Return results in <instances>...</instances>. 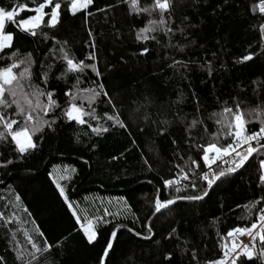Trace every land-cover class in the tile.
Masks as SVG:
<instances>
[{
	"label": "trees",
	"instance_id": "trees-1",
	"mask_svg": "<svg viewBox=\"0 0 264 264\" xmlns=\"http://www.w3.org/2000/svg\"><path fill=\"white\" fill-rule=\"evenodd\" d=\"M60 2V23L49 28L45 17L35 37L6 23V31L14 33V40L13 48L5 49V53L18 49L17 59L31 53L35 61L32 83L53 91V98L66 107L64 93L74 90L76 78L71 73L56 78L63 71L58 59L63 47L77 61L94 63L99 70V76L91 69L80 74L79 87L101 91L97 85H103L108 97L101 94L91 108L84 101L85 110L95 109L96 116L84 117V125L69 122L60 108L47 116L34 113V123L39 119L55 123L51 129L45 125L33 136L37 147L28 153L15 151L11 137L0 141V264H99L117 225L121 227L105 264H206L219 259L222 245L231 244L227 232L250 226L264 206V185L258 179L264 151L254 153L242 168L217 181L202 200H177L159 212L155 211V200L199 194L206 188V182L199 178L208 171L199 146L232 142L223 135L214 138L220 128L215 113L224 107L235 110L239 102L249 121L247 133L260 128L264 116L256 119L248 115L257 106L264 110V40L260 29L264 14L256 7L257 1L173 0L168 24L172 31L150 33L155 39L147 41H138L136 32L150 17L146 13L130 14L123 0H94L87 18L85 12L70 15L69 0ZM16 3L34 6L32 0H0V7L11 8ZM151 3L140 0L142 7ZM31 14L20 12L16 19ZM158 18L153 13L151 19ZM92 42L94 48L89 46ZM144 48L148 51L142 54ZM90 53H94V60L86 59ZM250 53H254L253 59L239 62ZM8 62L0 60V66ZM48 64H52V70L45 84L41 73ZM14 107L7 110L8 114ZM117 113L124 128L107 119V115ZM193 120L198 121L195 126ZM89 124L108 131L93 133ZM224 158L228 163L217 160L212 169L229 167L230 158ZM192 160L200 167L192 165ZM56 166L75 169L67 184L70 201L82 203L88 196L120 198L128 206L129 215L99 224L97 240L91 245L80 229L58 239L62 231L56 232L50 239V251L36 253L37 259L32 261L29 254L33 249L27 237L41 248L46 238L39 235L42 232L28 206L53 195L47 179ZM181 168L188 172L189 180L165 188L163 181L179 179ZM192 182L197 185L195 190ZM258 200L260 203L249 214L245 205L251 207ZM52 201L53 210L58 211V201L53 197ZM260 249L257 237L254 257L246 264H264V257L256 258ZM169 255L171 258L165 259Z\"/></svg>",
	"mask_w": 264,
	"mask_h": 264
},
{
	"label": "snow or ice",
	"instance_id": "snow-or-ice-1",
	"mask_svg": "<svg viewBox=\"0 0 264 264\" xmlns=\"http://www.w3.org/2000/svg\"><path fill=\"white\" fill-rule=\"evenodd\" d=\"M124 3L128 4L129 12L135 13L137 15L141 13H146L150 18L148 19L146 25L140 28L136 32V39L138 41H147L150 39H155V36L150 35V33L156 31H164L168 34L172 29L168 26L171 20V8L173 0H152V3L147 6H140V0H123ZM33 7H29L26 3H16L11 8L0 7V60L7 59L9 62L6 65L0 66V141L7 140L11 137V142L15 144V151L23 155L25 153L34 150L37 145L33 140V136L37 133L43 131L45 125L51 129L52 124L55 120L49 121L45 119H39L37 122L34 113L42 112L44 116L57 108L61 109L62 116L66 118L69 122L75 121L77 124L84 125L87 121L84 117H91L96 119L94 115L95 109L91 111H86L84 108V101L87 100L89 108L95 102V100L103 94V96L108 97V93L103 91V85H97L101 91H97L95 88H80L81 83L80 74H83L86 69H91L97 76L100 75L94 63H85L84 60L77 61L74 57L69 55L63 47L59 49L61 55L58 59L62 62L63 71L61 72L57 79L65 78L69 73L75 75L76 84L74 90H69L64 93L67 97V106L62 107L56 99L53 98L54 92L41 88L38 84L32 83V65L35 61L31 57V53H27L25 58L17 59L19 55V50L11 51L10 54L5 53V49L13 48L14 33L6 31V23H11L19 31L24 32L28 35L35 37L37 35V30L41 28V25L45 23V17H47V27L55 28L60 23L61 7L62 4L60 0H41L38 4L36 0H32ZM94 4V0H69L68 12L70 15L75 16L78 12H85V18L92 13L88 9ZM258 10L261 14H264V0H259ZM50 9V11H46ZM255 11V9H253ZM20 12L32 13L25 18H21L17 21V16ZM153 13L158 14V19H151ZM262 33V40H264V25L260 26ZM45 38H47V35ZM89 31V36H91ZM59 43V42H57ZM66 43V42H65ZM90 47L94 48L95 44L92 42ZM147 48L142 51L146 53ZM254 53L244 55L240 57L239 62H247L253 59ZM86 59L89 61L95 59L94 53H90ZM179 63V62H177ZM19 70V71H17ZM52 70V64H48L46 69H42L41 79L47 84L49 78V72ZM210 74V72H209ZM255 83V82H254ZM41 98H44L43 100ZM80 100V103H77ZM108 103L111 104V98H108ZM14 107V112L8 114L7 110ZM115 107V105H113ZM107 115V114H106ZM249 116L255 115L256 119H260L264 116V110H261L260 106L256 109L249 110ZM216 123L220 126L218 132L213 134L214 138H218L223 135L225 139L231 138L232 142L227 143L224 146H219L216 142L208 143L207 145H200L199 147L203 149V155L201 159L204 166L208 171H203L200 174V179L206 182V188L202 189L199 194L187 195V196H177L173 199H167L161 201L159 197L155 200V211L159 212L162 208H167L170 205L176 203L177 200H190L198 201L204 199L205 196L209 194V190L213 188V185L220 181L221 178L235 173L238 169L242 168L245 163L253 156L254 153L258 151H264V144L261 140H264V120H260L261 126L258 131L247 133V123L249 122L244 118L245 114L240 108L239 102L235 104V110L232 107H224L221 112L215 113ZM17 117L19 119H17ZM107 119L113 121L115 125L124 128L126 125L119 118V114L107 115ZM198 121L193 120L192 126H195ZM14 126H17L14 128ZM92 132L100 134L101 132H107V128L103 127H92ZM253 142L256 146L253 147ZM175 143V142H174ZM245 145L247 147H245ZM229 157L231 164L227 168H220L219 170H213L212 165L216 163L217 160H221L223 163H228L223 158ZM11 163V161H8ZM148 161L145 160V164ZM191 164L199 168L200 165L192 160ZM150 167V165H149ZM179 167V165L177 166ZM260 175L258 177L261 185H264V159L259 161ZM65 175H60L57 180H53L56 185V189L59 192V196L63 198L64 203L68 205L69 209L73 207L68 201V197L65 195L64 187L59 181L70 180L71 174L68 173L67 168L64 169ZM75 172V169L71 170ZM51 175V173H50ZM179 179H166L163 181L164 187L177 185L181 180H189L188 172H185L183 168L177 174ZM192 188L195 190L197 185L195 182L191 183ZM177 192L180 191L179 187L175 189ZM17 201L20 197L17 195ZM264 200V197H261ZM260 201L252 203L251 207L245 205L248 208L249 214H251V209L255 208ZM26 211V209H25ZM105 216L109 215L105 211ZM73 216L76 217V222L80 225L84 237L87 242L91 245L97 240V232L94 230L92 220H84L82 222L81 217L77 216L76 212L73 211ZM3 217V213H0V218ZM104 223L102 217L98 218ZM121 225H117L111 233L110 237L106 242L103 249L102 255L100 257L99 264H105V258L109 257L110 250L113 249V241L117 238V232ZM129 231H132L131 229ZM148 231L151 232V226H148ZM175 232V229L172 230ZM140 235V233H135ZM27 236V233H25ZM43 236V233H39ZM239 236L249 237L248 243L243 241H238ZM227 237L232 238L231 244L228 243L222 245L223 255L219 259L206 261V264H246V260L250 261L254 257V249L257 237L261 243V249L259 254L256 256L257 259L264 257V206L258 209V214L256 220L253 221L250 226L245 227H234L227 232ZM28 242L31 244L33 252L30 253L32 261L37 259L36 253L50 251L52 245L47 244L44 241V247L41 248L35 244L31 237H27ZM251 245V246H250ZM170 255L166 256L165 259H170ZM193 259H196L195 253H193ZM3 258L0 257V262ZM31 264V261H29Z\"/></svg>",
	"mask_w": 264,
	"mask_h": 264
},
{
	"label": "rangeland",
	"instance_id": "rangeland-1",
	"mask_svg": "<svg viewBox=\"0 0 264 264\" xmlns=\"http://www.w3.org/2000/svg\"><path fill=\"white\" fill-rule=\"evenodd\" d=\"M65 168H67L68 173L71 174L72 178L75 173L71 171L73 169L72 167L56 166L52 169L51 175L47 179V184L51 187L54 196L47 195V197L36 204L27 205L35 223L43 233L49 245L51 244L50 239L53 238V235H55L56 232L62 231L59 237L56 238L58 239L72 230H81L80 225L76 222V217L73 216V211L76 212L77 216L81 217L82 222L86 219L92 220L95 231L97 230L98 225L103 222L102 220H98V218L102 217L104 220H107L111 217L117 218L129 215V208L124 200L112 197L103 198L100 196H88L85 197L82 203L70 201L68 198L69 203L73 205V207L69 209L68 205L64 203L63 198L59 196L56 185L53 183V180H57L60 175L66 174L64 171ZM69 181L70 180L59 181L64 187L66 196L67 184ZM52 197L56 198L59 203L60 208L58 211L53 210L54 203ZM105 211H107L109 215L105 216Z\"/></svg>",
	"mask_w": 264,
	"mask_h": 264
},
{
	"label": "built area",
	"instance_id": "built-area-1",
	"mask_svg": "<svg viewBox=\"0 0 264 264\" xmlns=\"http://www.w3.org/2000/svg\"><path fill=\"white\" fill-rule=\"evenodd\" d=\"M257 1V4L259 3V0H256ZM264 142V140H261V143H263ZM253 147H255L256 146V144H255V142H253V145H252ZM245 147H247L246 145H245ZM223 159H225V158H223ZM218 161H221V160H218ZM237 240L238 241H243L244 243H248V241H249V237H247V236H239L238 238H237ZM251 246V245H250Z\"/></svg>",
	"mask_w": 264,
	"mask_h": 264
}]
</instances>
